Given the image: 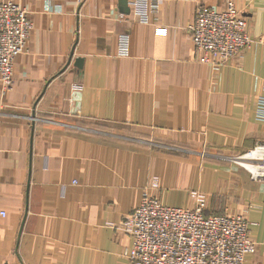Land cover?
I'll return each mask as SVG.
<instances>
[{"label": "crops", "instance_id": "1", "mask_svg": "<svg viewBox=\"0 0 264 264\" xmlns=\"http://www.w3.org/2000/svg\"><path fill=\"white\" fill-rule=\"evenodd\" d=\"M5 1L33 30L11 88L0 84V263L130 264L121 226L147 191L163 207L244 218L257 249L246 264H264V181L234 162L264 143V0H151L148 25L131 0ZM227 3L255 43L215 68L186 28Z\"/></svg>", "mask_w": 264, "mask_h": 264}, {"label": "built area", "instance_id": "2", "mask_svg": "<svg viewBox=\"0 0 264 264\" xmlns=\"http://www.w3.org/2000/svg\"><path fill=\"white\" fill-rule=\"evenodd\" d=\"M129 10L138 23L148 25L158 12V4L131 0ZM32 30L24 9L12 2H0V84L5 91L13 84L15 60L25 51ZM186 31L198 61L215 68L254 43L246 33L245 20L232 3L222 11L199 10ZM155 34L166 36L167 30L156 27ZM258 42L264 43V37ZM118 55H128L126 36L118 40ZM256 117L264 121V98L258 99ZM259 152L264 153V144L256 145L234 162ZM258 169L257 174L248 171L250 177L253 181H264V168ZM155 186L153 179L148 187L151 190ZM250 225L240 216H207L201 205L192 210L163 207L145 191L140 206L121 226L131 238V247L122 257L130 264H246V256L255 255L257 250L250 236Z\"/></svg>", "mask_w": 264, "mask_h": 264}, {"label": "rangeland", "instance_id": "3", "mask_svg": "<svg viewBox=\"0 0 264 264\" xmlns=\"http://www.w3.org/2000/svg\"><path fill=\"white\" fill-rule=\"evenodd\" d=\"M192 2H195V1H192ZM227 4H228V3H227ZM227 4H226V5H227ZM232 4H233V3H232ZM233 5H234V4H233ZM225 7H226V6H225ZM225 7H224V8H225ZM234 7H235V6H234ZM223 10H224V9H223ZM236 10H237V9H236ZM217 11H219V10H217ZM220 11H222V10H220ZM237 11H238V10H237ZM238 12H239V11H238ZM197 13H198V12H197ZM239 14H240V16L245 20V18L241 15L240 12H239ZM196 15H197V14H196ZM245 22H246V20H245ZM246 28H247V23H246ZM246 33H247V32H246ZM247 35H248V34H247ZM248 36H249V35H248ZM249 38H250V37H249ZM250 39H252V38H250ZM259 39H260V38H259ZM259 39H257L256 42H258ZM252 40H253V39H252ZM254 43H255V40H254ZM258 43H259V42H258ZM261 44H264V43H261ZM251 45H252V44H251ZM251 45H250V46H251ZM250 46H249V47H250ZM249 47H247V48H249ZM247 48H245L244 50H246ZM244 50H243V51H244ZM243 51H242V52H243ZM242 52H241V53H242ZM241 53H240V55H241ZM238 56H239V55H238ZM236 57H237V56H236ZM233 58H234V57H233ZM231 59H232V58H231ZM231 59H230V60H231ZM230 60H229V61H230ZM229 61H228V62H229ZM228 62H227V63H228ZM227 63H226V64H227ZM226 64H224V65H226ZM224 65H223V66H224ZM220 67H222V66H220ZM218 68H219V67H218ZM82 127H84L85 129H98V130H103V131H104V130H109V128H108L107 126H104V125H98V124H93V123L86 122V121H84V122L82 123ZM262 144H264V143H262ZM260 145H261V144H260ZM239 157H240V156H239ZM237 158H238V157H237ZM235 159H236V158H235ZM235 159H234V160H235ZM250 162H251V164L254 165L255 167H260V168L263 167V168H264V158H263L262 160H253V161H250ZM235 163H236L239 167H241L244 171H246V172L249 174V176H251V174L249 173L250 171L248 172L245 168H243L242 166H240V161H239V162H235ZM252 173H253V172H252Z\"/></svg>", "mask_w": 264, "mask_h": 264}, {"label": "bare ground", "instance_id": "4", "mask_svg": "<svg viewBox=\"0 0 264 264\" xmlns=\"http://www.w3.org/2000/svg\"><path fill=\"white\" fill-rule=\"evenodd\" d=\"M264 158V153L259 152L255 153L253 157H246L243 159V161H240V166L245 168L247 171L253 172V174L260 173L258 167H255L254 165L251 164V160H262Z\"/></svg>", "mask_w": 264, "mask_h": 264}, {"label": "water", "instance_id": "5", "mask_svg": "<svg viewBox=\"0 0 264 264\" xmlns=\"http://www.w3.org/2000/svg\"><path fill=\"white\" fill-rule=\"evenodd\" d=\"M121 3H122V5L125 6V7L128 6V4H127V0H121ZM128 13H129V10L126 11V14H128Z\"/></svg>", "mask_w": 264, "mask_h": 264}]
</instances>
